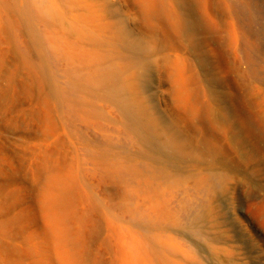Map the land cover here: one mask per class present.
Returning <instances> with one entry per match:
<instances>
[{
  "label": "rangeland",
  "instance_id": "374dc122",
  "mask_svg": "<svg viewBox=\"0 0 264 264\" xmlns=\"http://www.w3.org/2000/svg\"><path fill=\"white\" fill-rule=\"evenodd\" d=\"M207 12L210 47L224 55L217 70L234 97L244 94L253 103L244 117L262 131L264 0H253L241 18L218 14L209 4ZM177 45L181 49L153 53L162 67L155 66L149 86L140 87L153 113L173 121L183 107L164 71L166 56L180 61L188 89H196L189 73L194 60ZM35 46L29 1L0 0V264H162V258L163 264H264V142L261 151L248 143L238 150L227 133L224 143L235 165L183 163L179 179L185 182L172 186L180 198L187 194L193 205L205 202L207 183L200 189L196 182L210 173V165L224 177V190L210 193L202 219L194 222L192 210L179 219L182 226L165 225L160 231L166 248L158 254L153 233L129 210L141 203L137 186L153 162L140 152L127 117L106 98L82 104L83 98H96L82 92L69 57L55 49L40 53ZM203 88L202 100H210ZM223 106L232 117V105ZM112 166L114 173H108ZM118 182L138 189L127 204Z\"/></svg>",
  "mask_w": 264,
  "mask_h": 264
},
{
  "label": "bare ground",
  "instance_id": "6f19581e",
  "mask_svg": "<svg viewBox=\"0 0 264 264\" xmlns=\"http://www.w3.org/2000/svg\"><path fill=\"white\" fill-rule=\"evenodd\" d=\"M28 1L30 37L38 52L44 48L63 51L69 57L68 65L73 66L70 73L85 86H81L82 92L88 91L96 98L82 99L84 93L78 90L81 103L94 105L96 100L106 98L116 104L135 133L140 152L153 162L150 167L148 165L149 169L144 165L148 171L137 186L141 194L136 192V196H140L141 203L132 208L128 206V209L145 226L148 234L153 233L150 239H154L158 254L164 253L167 240L160 230L165 225L182 226L179 219L192 210H195L192 212L194 222L202 219L210 210V193L224 190V177L213 172L210 165V173L201 175L196 182L200 189L207 183L206 203L193 205L191 200H195L187 194L180 198L172 186L185 182L179 179L185 170L183 163L187 159L198 165L206 160H218L226 168L235 165V160L230 157L231 148L224 143L229 139L227 133L229 141L238 150L248 143L254 150L261 151L264 128L262 131L254 129L250 119L244 117L253 103L244 94L234 97L228 87L230 83L219 74L217 69L224 61V55L210 47L214 42L210 37L213 24L206 19L207 4L218 14L241 18L244 12L248 13L253 0H232L231 4L228 0ZM130 24L137 27L132 28ZM153 38L159 39L158 46ZM179 42L194 60L189 65V73H192L190 82L196 84V89H188L180 61L166 56L164 71L173 86L177 103L183 107L173 121L153 113L140 87L147 88L155 66L162 67L158 66L153 53L157 49L160 52L181 49L177 45ZM48 73L52 77L49 70ZM199 73L205 77L204 81L200 80ZM55 85L51 83L53 94L58 92ZM73 85L76 86L71 82ZM203 87L208 88L210 100H202ZM223 104L232 105V117L227 115ZM216 133L219 136H214ZM114 167L107 168L108 173H114ZM118 184L117 190L127 204L137 187ZM48 234L49 231H45L46 237ZM162 259L163 264L166 258Z\"/></svg>",
  "mask_w": 264,
  "mask_h": 264
}]
</instances>
